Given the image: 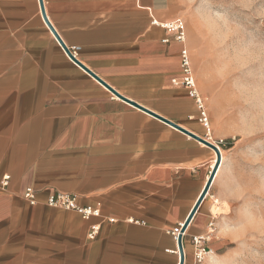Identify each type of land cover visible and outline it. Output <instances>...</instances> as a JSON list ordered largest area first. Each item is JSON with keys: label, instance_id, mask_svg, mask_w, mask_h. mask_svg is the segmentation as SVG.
I'll return each mask as SVG.
<instances>
[{"label": "crops", "instance_id": "1", "mask_svg": "<svg viewBox=\"0 0 264 264\" xmlns=\"http://www.w3.org/2000/svg\"><path fill=\"white\" fill-rule=\"evenodd\" d=\"M42 1L81 63L124 97L218 143L187 88L171 82L183 44L163 42L157 23L178 18L176 0ZM215 159L211 147L115 96L74 62L38 0H0V264H178L172 230ZM213 183L182 234L183 264H194L192 237L209 223L207 264L230 241ZM27 187L35 205L23 197ZM53 191L76 194L100 215L46 205Z\"/></svg>", "mask_w": 264, "mask_h": 264}, {"label": "rangeland", "instance_id": "2", "mask_svg": "<svg viewBox=\"0 0 264 264\" xmlns=\"http://www.w3.org/2000/svg\"><path fill=\"white\" fill-rule=\"evenodd\" d=\"M176 4L211 135L222 150L212 190L228 211L230 241L217 258L264 264V0Z\"/></svg>", "mask_w": 264, "mask_h": 264}, {"label": "built area", "instance_id": "3", "mask_svg": "<svg viewBox=\"0 0 264 264\" xmlns=\"http://www.w3.org/2000/svg\"><path fill=\"white\" fill-rule=\"evenodd\" d=\"M156 23V21H154ZM166 30L167 37L163 39V42H168L170 37L183 44L180 51V76L173 77L171 82L174 85H183L188 90V95L193 98L195 106L198 110L197 120L204 127L208 138L211 135L210 116L206 108V102L202 92L199 90L195 75L192 68V60L190 52L186 46V28L185 22L181 17H178L172 21L157 23ZM71 54L76 56V48L68 47ZM7 177L4 178L2 184H6ZM23 197L28 201L30 205L37 203L36 190L32 187H27L23 192ZM45 204L50 207L63 208L68 210L77 211L83 218L90 216H99L100 210L98 207L82 206L77 203V195L73 193H66L61 191H53L49 193L45 199ZM183 224V223H182ZM182 224L175 227L172 230V234L175 238L180 232ZM209 229L206 233L192 237V243L194 245L193 261L194 264H206L205 260L210 250L206 247L205 242L211 236L213 231V224L209 223ZM98 226L93 225L88 233V238L93 239L97 233Z\"/></svg>", "mask_w": 264, "mask_h": 264}, {"label": "water", "instance_id": "4", "mask_svg": "<svg viewBox=\"0 0 264 264\" xmlns=\"http://www.w3.org/2000/svg\"><path fill=\"white\" fill-rule=\"evenodd\" d=\"M39 1V6H40V11H41V15L44 19V21L46 22V24L48 25V27L50 28V30L52 31V33L54 34V36L56 37V39L58 40V42L60 43V45L62 46V48L64 49V51L68 54V56L74 61L76 62L79 66H81L84 70H86L90 75H92L95 79H97L100 83H102L108 90H110L115 96L127 101L128 103L132 104L133 106L142 109L146 112H148L149 114L161 119L162 121L176 127L177 129L183 131L184 133L188 134L189 136L195 138L196 140L204 143L205 145L211 147L215 154H216V161L214 163V166L212 167L208 179L200 193V195L198 196L196 202L194 203L190 213L188 214L186 220L183 222L182 227L180 229L179 234L177 235V248H178V253H179V263L178 264H183L184 263V252H183V248H182V234L185 231L191 217L193 216V214L195 213L197 207L199 206L200 202L202 201L203 197L206 195L207 191L209 190L211 184L214 181V178L216 176L217 171L219 170L221 164H222V153L219 149V147L217 146V144L199 137L197 135H195L194 133L184 129L183 127L177 125L176 123L170 121L169 119H166L164 117H162L161 115H158L157 113L151 111L150 109H147L145 107H143L142 105H140L139 103L130 100L126 97H124L123 95H121L118 91H116L113 87H111L108 83H106L102 78H100L97 74H95L93 71H91L88 67H86L83 63H81L76 57H74L70 50L68 49V47L64 44V42L62 41V39L60 38V36L58 35V33L56 32V30L53 28V26L51 25V23L48 21L47 16L45 14V10H44V6H43V1L42 0H38Z\"/></svg>", "mask_w": 264, "mask_h": 264}, {"label": "bare ground", "instance_id": "5", "mask_svg": "<svg viewBox=\"0 0 264 264\" xmlns=\"http://www.w3.org/2000/svg\"><path fill=\"white\" fill-rule=\"evenodd\" d=\"M216 161V159H215ZM214 165V164H213ZM222 165V164H221ZM221 167V166H220ZM220 169V168H219ZM219 171V170H218ZM218 171L216 173V175L218 174ZM216 177V176H215ZM215 179V178H214ZM217 207V206H216ZM209 255V254H208ZM212 256V261L214 262V264H221L220 260L217 258V256L211 255ZM208 257V256H207ZM206 257V259H207ZM223 261V260H222ZM206 263V260H205ZM210 263V262H209ZM207 264V263H206ZM223 264V263H222Z\"/></svg>", "mask_w": 264, "mask_h": 264}]
</instances>
